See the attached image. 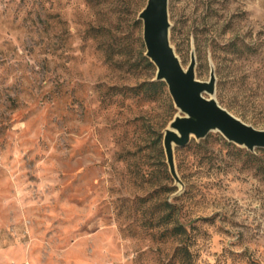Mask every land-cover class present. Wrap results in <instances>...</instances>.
Masks as SVG:
<instances>
[{
    "label": "rangeland",
    "instance_id": "1",
    "mask_svg": "<svg viewBox=\"0 0 264 264\" xmlns=\"http://www.w3.org/2000/svg\"><path fill=\"white\" fill-rule=\"evenodd\" d=\"M145 1L0 0V264H264V148L212 130L169 171L168 86L135 88ZM168 11L182 66L212 63V97L264 129V0Z\"/></svg>",
    "mask_w": 264,
    "mask_h": 264
},
{
    "label": "water",
    "instance_id": "2",
    "mask_svg": "<svg viewBox=\"0 0 264 264\" xmlns=\"http://www.w3.org/2000/svg\"><path fill=\"white\" fill-rule=\"evenodd\" d=\"M168 5L169 0H146L138 18L143 26L144 55L155 65L153 79L165 81L177 108V113L163 129L162 138L170 173L174 168L172 159L175 147L186 145L193 136L196 139L204 138L212 130L219 131L228 141L251 151L257 147L264 148V129L235 116L212 97L216 89L212 63L207 81L196 77V55L193 50L189 64L182 66L169 39ZM206 93L211 96L206 97Z\"/></svg>",
    "mask_w": 264,
    "mask_h": 264
},
{
    "label": "trees",
    "instance_id": "3",
    "mask_svg": "<svg viewBox=\"0 0 264 264\" xmlns=\"http://www.w3.org/2000/svg\"><path fill=\"white\" fill-rule=\"evenodd\" d=\"M139 19V18H138ZM141 20V19H140ZM145 50H143L142 52L140 51V56L143 59V61H145V63H147L148 65L152 66L154 65V63L150 60V58L148 56L144 55ZM165 81L164 80H155V79H151V80H147L146 82H142L138 85H136L135 88L139 89L142 88L144 90L151 89L154 92L155 91H162L165 88ZM163 138V135H162ZM161 139V138H160ZM178 146H176L177 148ZM163 150H164V146H163ZM165 153V151H164ZM164 205H166L167 207V213L165 214V216L163 217L165 222L167 221H172V211L173 208L175 207L174 205H172L171 200H165ZM186 228L183 224H174L173 227H171V233L173 235H181L182 232H185ZM178 253L179 255L183 256L184 259L188 260L191 256V251L189 250L187 245H181V247H179L178 249Z\"/></svg>",
    "mask_w": 264,
    "mask_h": 264
}]
</instances>
